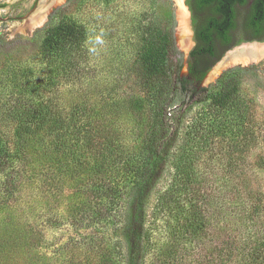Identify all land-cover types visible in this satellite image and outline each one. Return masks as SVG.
Segmentation results:
<instances>
[{"label":"trees","instance_id":"obj_1","mask_svg":"<svg viewBox=\"0 0 264 264\" xmlns=\"http://www.w3.org/2000/svg\"><path fill=\"white\" fill-rule=\"evenodd\" d=\"M235 4L195 3L197 44L186 74L174 10L166 23L148 21L143 29V20L127 21L126 41L136 32L143 40L135 72L150 110L136 152L122 149L123 135L112 126L108 103L114 95L102 97L90 86L97 70L91 49L96 38L76 18L57 19L61 8L52 12L38 65L19 59L6 64L0 76V264H145L152 195L177 152L176 175L154 207L165 221L179 215L169 232L165 264H202L196 248L212 240L221 245H214L208 264H264V184L247 180L244 159L239 164L234 154L240 150L244 158L264 141V120L239 99L236 75L209 87L195 83L231 43L250 40L232 39ZM261 8L256 7L252 26L260 25ZM118 24L95 23L110 43ZM214 147L228 154V175L240 176L224 183L222 197L202 169L209 167L202 162ZM68 224L81 235L79 247L73 244L65 259L62 250L42 251L46 228ZM11 252L20 259L5 261Z\"/></svg>","mask_w":264,"mask_h":264},{"label":"rangeland","instance_id":"obj_2","mask_svg":"<svg viewBox=\"0 0 264 264\" xmlns=\"http://www.w3.org/2000/svg\"><path fill=\"white\" fill-rule=\"evenodd\" d=\"M33 3L34 0H0V76L6 64H14L12 62L19 59L28 61L32 65H38L42 53L41 43L46 34L44 27L52 12L56 8H61L57 13V19L62 17H66V19L68 17L76 18L77 22L83 23L90 28L89 33L91 32V36H95L93 38H96L97 41L92 45L91 49L96 56L97 70L95 77L89 80L91 81L90 86L95 88L96 92L99 91L102 97H105L103 95L106 94L108 97L109 95H114L115 99L109 101L108 98V105L111 111L110 115L113 117L112 126L123 135H121L123 138L121 139L122 149H127L131 152L139 150L149 128L150 110L145 98L146 92L139 82L137 72H135L139 68L136 55L139 49L143 47V40L139 32H136V34H129L130 38L126 41L127 31L125 30L129 24L127 21L133 17L137 18L138 21L143 20V29L148 21L166 23L169 20L171 12L174 10L177 16V46L183 56V73L186 74L190 52L188 54L186 49L182 48L179 44L181 36L178 33V7L175 0H172V2L169 0H57L53 9L51 10L50 8L46 22L41 27L32 33L15 31L14 25L16 23L22 24L25 20L17 19L14 16L27 12ZM40 4L41 0L35 11L38 10ZM110 20L119 23L118 26L116 25L119 30L113 41L111 40V43L101 39L104 37L102 31H98L95 25V23ZM124 21L127 22V25ZM228 74L236 75L239 81L237 90L239 99L247 108L251 107V111H254L258 118L264 120V57L247 65L235 64L228 66L219 72L212 82L203 87L215 85L222 76ZM212 89L214 92L218 90V88ZM100 95L97 97L98 106H102L104 103ZM196 110L194 109L191 112L192 116H194ZM1 112L2 109L0 108V115ZM239 151L236 150L234 154L239 164L244 159L243 162L247 166L246 179H256L261 184H264V141L259 142L257 146L253 147L244 158L239 154ZM211 153V158L207 159L205 156L203 158L205 160L202 162L204 164V162L208 161L209 167H206L204 164V168L202 169L206 170L204 172H206V175L208 174L211 182L220 187L217 190V194L222 197L226 191L224 183L231 179L233 182H237L240 176L239 174L228 175L226 164L229 161V156L227 153L224 154L223 148L214 147ZM177 158L178 152L169 165L155 193L152 195L147 222L151 237V247L145 264H165L171 247L169 232L171 227H173L172 225L179 223L177 221L179 215L175 213L165 221V219H159L154 212V207L158 203L159 196L171 185L176 175L174 164L178 160ZM232 205L226 204V207H231ZM182 218L181 220H183ZM68 225L47 227L44 240L42 239L41 241L42 251H46L52 255L62 250L61 252L65 254L64 259L68 258L72 252L70 247L73 244L76 245L75 248L79 247L80 243L76 241L81 239L78 231H75L72 226ZM216 243V246L220 247L221 241L212 240L208 241L201 250L198 247L196 248V251H198L197 255L201 260L204 259L202 264H208L207 256L210 258L211 251ZM64 246H67V248ZM10 259H20V257L19 255L16 257V254L11 252L7 255V260L5 261ZM214 263L215 261L209 262V264ZM187 264H191V262L187 260ZM198 264H200L199 261Z\"/></svg>","mask_w":264,"mask_h":264},{"label":"bare ground","instance_id":"obj_3","mask_svg":"<svg viewBox=\"0 0 264 264\" xmlns=\"http://www.w3.org/2000/svg\"><path fill=\"white\" fill-rule=\"evenodd\" d=\"M51 2H57V0H41V4L37 11H35L28 20L24 23H16L14 25V30L19 32H33L37 28L41 27L47 19L50 8L52 10L53 4ZM178 7V17H179V30H180V40L179 44L182 48L186 49L189 47V42L187 41V28L185 26V14L187 9L183 4V0H175ZM52 6V7H51ZM14 24V23H13ZM30 33V34H31ZM186 36V38H185ZM232 54L225 60L221 66V71L228 66L235 64H250L256 62L264 57V44H247L232 50ZM254 55H258L254 57ZM260 55V56H259ZM253 56V57H252ZM220 71V72H221Z\"/></svg>","mask_w":264,"mask_h":264},{"label":"flooded vegetation","instance_id":"obj_4","mask_svg":"<svg viewBox=\"0 0 264 264\" xmlns=\"http://www.w3.org/2000/svg\"><path fill=\"white\" fill-rule=\"evenodd\" d=\"M19 1V0H16ZM26 1V0H24ZM188 3V0H186ZM193 4V9H191L192 13V23H193V15L194 12H197V9L195 7V3L198 2V0H190ZM209 2H236L235 8L237 10L236 16H235V26L231 30V36L232 39L236 38H244V39H250L245 41H251V40H264V0H209ZM40 3V0H34L33 5L29 8L27 12L21 15L14 16L17 19L20 20H28L29 17L35 12L36 7H38ZM259 5L262 6L261 8V17H260V25L259 26H252L251 19L256 11V7ZM259 18V17H258ZM194 28V41L195 44L191 48V50L196 46L197 40H196V29ZM244 42V41H242ZM240 42V43H242ZM238 43V44H240ZM233 44V45H232ZM226 44L225 46H227ZM231 48L237 44L231 43ZM230 49V48H229ZM190 50V52H191ZM227 51V50H226ZM225 51V52H226ZM224 52V54H225Z\"/></svg>","mask_w":264,"mask_h":264},{"label":"water","instance_id":"obj_5","mask_svg":"<svg viewBox=\"0 0 264 264\" xmlns=\"http://www.w3.org/2000/svg\"><path fill=\"white\" fill-rule=\"evenodd\" d=\"M51 3L53 4V6H54V4H56V2H51ZM183 4L187 9V13L185 14V26L187 28V35H188L187 41L189 42V47L186 48V52H188V54H189L191 48L195 44V41L193 40L194 28H193V23H192L191 9H190L186 0H183ZM52 9H53V7H52ZM178 22H179V17H178ZM178 28H179V25H178ZM178 33H179V36H181L180 30ZM247 44H264V40L244 41V42L237 44V45L233 46L232 48L228 49L225 52V54L210 68V70L206 73V75L204 77L195 81L196 85L199 87H203V86H207L208 83L212 82L213 78L215 76H217L219 74V72L221 71L220 68L223 64V60H225L226 58H228L230 56V54H232V52H233L232 49L234 50L238 47H241V46H244ZM257 56L258 55H254V57H257Z\"/></svg>","mask_w":264,"mask_h":264}]
</instances>
